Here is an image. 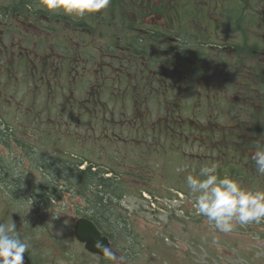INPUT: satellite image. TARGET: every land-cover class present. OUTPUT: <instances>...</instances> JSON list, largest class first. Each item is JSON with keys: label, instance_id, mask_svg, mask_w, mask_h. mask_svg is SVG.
I'll list each match as a JSON object with an SVG mask.
<instances>
[{"label": "flooded vegetation", "instance_id": "flooded-vegetation-1", "mask_svg": "<svg viewBox=\"0 0 264 264\" xmlns=\"http://www.w3.org/2000/svg\"><path fill=\"white\" fill-rule=\"evenodd\" d=\"M129 2L138 6L130 4L133 9L122 7L120 14H116L115 10H102L99 14L101 20L96 21V25L81 20V17L74 16L70 19L62 13L46 10L39 12L43 8L38 0H6L0 4V12H4L0 14L2 21H8L9 17L17 18L24 20L26 25L24 29L15 30L18 36L11 37L13 25L9 22L2 24L0 21V146L8 150L12 149V144H19L20 147L23 145L26 148L24 156L29 165L32 167L35 162V168L43 172L64 171L66 161L71 164L81 159V154L74 151L59 149L60 157L41 149L37 150V145L30 138L34 132V84L37 75L32 65L36 60L43 59L44 63H48L45 79L49 88L50 103H54L55 97L59 102L65 101L66 68L73 76L75 90L82 85V75L87 70L90 71V97L86 99L95 104L96 113L100 107L108 106L107 103L101 106L105 99L112 98L116 105L126 104L125 95L128 91L131 92V88L148 92L146 97L143 96L141 104L147 105V108L153 106L158 109L159 113L152 116L153 121L149 120L147 113L145 117L131 115L126 119L128 128H124L125 119L116 120L113 117L109 126L111 135L107 134L106 138L108 136L112 141L120 140L119 142L130 146V149H139L148 155L149 152H160L162 148L159 147L163 145L164 139L168 145L173 144L171 149H174V145L179 149L180 156L190 157L192 161V156H199L202 166L218 164V174L223 172L221 177L228 176L238 181L241 177L240 171L246 170V174L241 178H251L253 172L256 173V178L264 179V175L257 172L255 161L252 159L257 146L264 147V62L260 61L263 66L260 67V72L248 67L243 73L240 65V55H262L264 46L245 45L247 41L241 29L243 25H238L237 21L185 18L182 13L185 7H179L181 4L174 0ZM175 10L177 12L173 13ZM151 14L160 18L143 19ZM115 16H121V19L113 18ZM38 19L41 20V25H38ZM28 25L32 28H28ZM68 26L75 32V36L65 43L69 35L62 37L59 28ZM85 29L97 33L100 38L105 37V41L99 47L96 44L90 49L86 48V40L81 37V32ZM76 37L78 39H75ZM136 77L137 79H134ZM226 91H237L233 96L234 103L239 99L238 91L257 94L256 97L251 96L250 105L246 104L247 114H252V120L246 117L243 125L238 118L230 125L220 121V109L225 112L226 109L232 108L238 112L239 106L224 99V96L227 97ZM118 93H121V96H118ZM77 101H80V98ZM61 107L64 108L63 105ZM160 109L167 112L164 118L160 115ZM17 112L20 115L16 122ZM25 117L27 131L21 134L17 132L16 123L22 127L21 119ZM108 123L106 122V128ZM62 128L61 125L57 129ZM98 130L96 120L95 133ZM52 134L46 133L48 136ZM61 134L64 135V131ZM123 134L130 135L123 137ZM22 138L28 141L23 143L19 140ZM135 143L140 147H133ZM185 145L190 149L196 148L197 152L185 151ZM228 153L230 157L227 156ZM65 154L77 159L66 160ZM0 160V223H15L19 236L29 242L30 231L34 225V210L25 211L24 203L19 202L18 188L25 186L21 180L23 175L13 172L10 167L12 163L1 157ZM92 165L94 169L96 163ZM107 170L115 171L112 168ZM107 174L109 172L104 176L110 180L111 177L106 176ZM49 184H57L58 191L62 192L57 196H47L48 191H45L47 195L40 196L31 193V198H36L38 202L37 209H43L44 202L49 205L55 202L56 198L60 200L63 197L64 190L61 185L64 180L51 181L50 178H45L42 185ZM84 209H87V206ZM80 218H87L95 223L103 236L111 242L109 249L113 255H99L88 251L85 244L75 237L80 243L78 246L85 250L84 254L89 261L98 264H106L109 260L116 264L130 262L129 258L127 259L130 256L127 252L130 250L114 243L113 235L108 232L103 220L98 217L94 220L83 211L79 217H70L74 228ZM262 222L264 223V220ZM258 231L264 233V227ZM61 248L58 244V254L56 253L55 258L60 257ZM25 254L31 264H36L30 249ZM61 257L64 258V255Z\"/></svg>", "mask_w": 264, "mask_h": 264}, {"label": "rangeland", "instance_id": "rangeland-1", "mask_svg": "<svg viewBox=\"0 0 264 264\" xmlns=\"http://www.w3.org/2000/svg\"><path fill=\"white\" fill-rule=\"evenodd\" d=\"M176 1L181 4L179 7H185L182 12L185 18L237 21L238 25H243L241 29L245 33L247 41L245 45L264 46V0H174V2ZM5 2L6 0H0V4ZM130 4L138 6L129 0H111V4L106 10H115V13L118 14L122 7L133 9ZM239 7L240 12L249 14L248 18L243 21L228 16L229 10L234 12L235 8ZM175 12L177 10L173 11V13ZM2 13H4L3 10L0 14ZM99 14L85 15L81 17V20H87L96 25V21L101 20ZM159 18L155 14H151L143 19ZM0 21L2 24L9 22L13 25L11 37L18 36L15 30L26 27L25 21L22 19L9 17L8 21H2V18ZM41 24V20L38 19V25ZM59 33L62 37L66 34L69 35L67 40L65 39V43L70 42L75 36V32L69 26L60 27ZM81 33L83 35L81 37L86 40V48L90 49L96 44L99 47L105 41V37L100 38V35L89 32V29H85ZM246 55H240L243 73L248 67H253L255 71L260 72V67L263 68L260 61L264 62V54ZM46 65L48 63H44L43 59L36 60L32 65L37 75L34 84V132L30 138L37 145V150L54 153L56 156H60L58 155L59 149L66 152H78L85 156L89 162L96 163L94 169L97 171L109 172L106 175L111 177L108 182L114 186L118 185L121 191L109 193L107 190V193H99V196L111 195L112 201L109 223L107 225V222H103L107 225L108 232L113 235L114 243L123 249L130 250L127 252V254L130 253V256L127 257L130 260L128 264H264V233L258 231L264 227L262 221L246 226L237 225L232 232L222 233L216 230L206 218L196 214L193 207L195 195L188 189L185 177L188 174H198L202 166L199 156H192L193 161L190 157L180 156L178 155L179 149L175 145L174 149H171L173 144L168 145L164 139L162 140L163 145L159 147L162 150L158 153L149 152L150 155H148L143 154L139 149H130V146L119 142L120 140L113 139L112 141L108 136L106 138L107 134L111 135L109 126L113 117L116 120L125 119L124 128H128L126 119L131 115L145 117L147 113L150 116L149 120L153 121L152 116L159 113L158 109L153 106L147 108V105L141 104L143 96L146 97L148 94L147 91L132 88L131 92L125 90L128 91L126 95V92L124 93L126 104H121L118 101L119 105H116V102L115 104L112 102V98L105 99L101 106H105L106 103L108 106L98 107L99 112L96 113L95 104L86 99L90 97V80L92 78L90 71L87 70L82 75V85L75 90L73 76L66 68L65 101L64 103L59 102L55 97L54 103H50L49 88L45 79L48 72ZM54 88L57 91V88ZM226 92L227 97L224 96V99L234 103L233 96L237 91ZM238 93L240 100L237 99L238 101L234 103L239 106L238 112L232 108L226 109L225 112L220 109V121L225 124L230 125L233 120L238 118L243 125L246 117L250 119L252 117V114H247L248 106L246 104L250 105L251 96L256 97L257 94H248L247 91H238ZM55 94L58 95V92ZM118 96H121V93H118ZM78 98L80 101H77ZM137 100L139 102H136ZM62 105L64 108L61 107ZM160 111L161 117L164 118L167 112L165 109H160ZM16 115L15 121L17 122L20 114L17 112ZM49 117L52 119L49 120ZM96 120L99 127L97 135L94 131ZM21 121L23 126L20 127L18 123L16 126L17 132L22 134L27 131L26 117ZM106 122H109L107 128ZM61 125L63 128L57 129ZM50 131H55V133L52 134ZM62 131H64V135L61 134ZM46 133L52 135L48 136ZM129 135L123 134V137ZM59 136L60 138H58ZM97 139L98 142H96ZM19 140L23 143L28 141L26 138ZM133 147L140 146L135 143ZM11 148L5 150L0 146V157L12 163L10 167L13 172L23 175L21 180L25 186L18 188V197L19 202L24 203L25 211L34 210V225L30 231L31 239L29 238L28 243L36 264H98L89 261V258L84 254L85 250L78 246L80 243L75 239L74 227L69 220L70 217L82 215L84 208L88 206L85 198L91 199L92 196H87V194H83L82 190L75 188L76 192L64 191L60 200L56 198L55 202L49 205L44 202L43 209H37L38 202L36 198H31V193L34 196L44 195V189L34 190L35 187L45 182L43 171L35 168V162L32 167L29 165L24 156L26 148L23 145L20 147L19 144H12ZM164 149L169 150L164 151ZM185 151L196 153L197 149H190L185 145ZM227 156L230 157V153ZM65 159L75 161L77 157L65 154ZM89 162L85 163L82 169ZM216 165L218 166V164ZM111 168L115 171L107 170ZM255 174L252 172L251 178H239L238 181L247 189L264 190V179L256 178ZM60 183H62L61 180ZM61 192L62 190L56 191V195ZM39 204L41 206V202ZM21 210L18 209V211ZM58 244L62 248L59 250L60 257L55 258L56 253L58 254L56 250ZM45 246L48 248H44ZM62 255L64 258L61 257ZM112 261L109 260L106 264H112ZM113 264L116 263L113 261Z\"/></svg>", "mask_w": 264, "mask_h": 264}, {"label": "clouds", "instance_id": "clouds-1", "mask_svg": "<svg viewBox=\"0 0 264 264\" xmlns=\"http://www.w3.org/2000/svg\"><path fill=\"white\" fill-rule=\"evenodd\" d=\"M41 7L51 13L69 17H84L100 13L111 0H39ZM256 170L264 175V147L257 146L252 158ZM185 182L195 195L196 214L207 219L216 230L230 233L237 225L246 226L264 220V190L245 188L239 181L221 177L217 165H203L198 174H188ZM98 246L109 256L110 249ZM29 243L17 233L15 223H0V264H23Z\"/></svg>", "mask_w": 264, "mask_h": 264}, {"label": "trees", "instance_id": "trees-1", "mask_svg": "<svg viewBox=\"0 0 264 264\" xmlns=\"http://www.w3.org/2000/svg\"><path fill=\"white\" fill-rule=\"evenodd\" d=\"M242 9V8H241ZM45 12L44 9H40L39 12ZM242 13V15H241ZM120 14V12H119ZM228 16L235 20H245L248 18L249 14L247 12H240V7L235 8L234 12L232 10H229ZM116 19H121L120 17H113ZM80 160L78 162L68 163L66 161V169L64 171H52V172H42L43 176L45 178H50L51 181L54 179H62L64 180V184L61 185L62 189L65 192H76L74 191L75 188L80 189L83 191V194H87V196H92L91 199H86L87 209H84V212L87 213V215H90L92 218L95 219V217L103 220L105 223L107 222V225L109 223V214L112 210V207L110 204H112L111 201V195H101L99 196V193H107V190L113 193H117L121 191V188L118 185H112L108 181L104 175L105 171H96L93 169L94 163L89 162L88 159L85 156H80ZM85 162H89L88 166L85 168H80L82 165L85 164ZM91 163V164H90ZM242 175L244 176L246 174V170H242ZM223 172L220 173V176H222ZM240 177V178H241ZM53 183V182H52ZM110 185H109V184ZM59 186L55 184H49V185H39L38 187H35V191L37 189H44L45 191L49 192V195L44 193V195L47 196H57L56 191H58ZM106 189V190H105ZM81 194V193H80ZM87 197L86 195H84Z\"/></svg>", "mask_w": 264, "mask_h": 264}, {"label": "water", "instance_id": "water-1", "mask_svg": "<svg viewBox=\"0 0 264 264\" xmlns=\"http://www.w3.org/2000/svg\"><path fill=\"white\" fill-rule=\"evenodd\" d=\"M76 238L85 243L86 248L95 254L105 255L106 253L98 246L102 244L104 247L109 249L110 241L106 236H103L100 229L87 218H80L77 220L75 225ZM23 264H31L30 259L26 256Z\"/></svg>", "mask_w": 264, "mask_h": 264}]
</instances>
